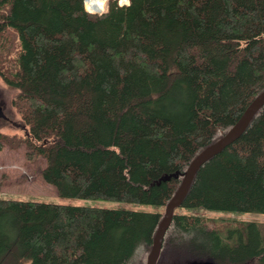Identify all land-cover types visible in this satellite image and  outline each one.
Listing matches in <instances>:
<instances>
[{"label":"trees","instance_id":"16d2710c","mask_svg":"<svg viewBox=\"0 0 264 264\" xmlns=\"http://www.w3.org/2000/svg\"><path fill=\"white\" fill-rule=\"evenodd\" d=\"M0 77L24 122L0 151L44 158L60 196L160 207L0 198V264H147L191 162L264 91V0H0ZM181 207L264 213V105L198 169L159 257L264 264L263 222Z\"/></svg>","mask_w":264,"mask_h":264},{"label":"rangeland","instance_id":"374dc122","mask_svg":"<svg viewBox=\"0 0 264 264\" xmlns=\"http://www.w3.org/2000/svg\"><path fill=\"white\" fill-rule=\"evenodd\" d=\"M109 1V0H108ZM122 0H119V3ZM128 3V0L122 2ZM87 10H89L86 6ZM15 90L9 87L0 77V99L4 107L5 114L9 118H0V131L8 133H23L24 122L16 109L12 105V98ZM47 162L44 158L30 161L25 158L24 147L10 148L4 147L0 151V198H19L23 200H38L52 203H63L71 205H87L102 208H130L143 211H156L160 207L148 204L122 202L109 199H92L80 197L60 196L56 188L44 181L41 171ZM180 212L205 215L210 218L211 225L224 228L225 226H237L240 221H258L264 223V213L262 212H227L214 209H195L181 207ZM168 264L166 258L159 260V264ZM178 264V263H176Z\"/></svg>","mask_w":264,"mask_h":264},{"label":"water","instance_id":"95a60500","mask_svg":"<svg viewBox=\"0 0 264 264\" xmlns=\"http://www.w3.org/2000/svg\"><path fill=\"white\" fill-rule=\"evenodd\" d=\"M263 105H264V91L260 93L251 102V104L245 109V111L243 112L239 120L236 122V124L229 130V132L226 135H224L216 142L207 146L191 162L181 182V185L179 186L178 190L176 191V193L174 194V196L171 198V200L166 206L165 214L154 236L153 245L147 259V264H159V257H160V252L163 245L164 237L171 224L174 211L183 202L198 169L210 158H212L213 156L224 150L226 147H228L230 144H232L235 140H237L241 136V134L246 130V128L249 126L250 122L252 121L256 113L261 109ZM0 118L2 119L8 118L7 115L5 114L4 107L1 101H0ZM193 264H199V263H193ZM202 264H211V263L205 262Z\"/></svg>","mask_w":264,"mask_h":264},{"label":"bare ground","instance_id":"6f19581e","mask_svg":"<svg viewBox=\"0 0 264 264\" xmlns=\"http://www.w3.org/2000/svg\"><path fill=\"white\" fill-rule=\"evenodd\" d=\"M125 1H127V0H122V2H125ZM85 2H86V6H87V8L89 9V11H91V12H98V13H101V12H103V11H105L106 9H107V6H108V0H85ZM126 4V3H125ZM239 120V119H238ZM236 124V123H235ZM234 124V125H235ZM233 125V126H234ZM232 126V127H233ZM231 127V128H232ZM230 128V129H231ZM229 129V130H230ZM229 131H227L226 133H225V135L228 133ZM222 138V137H221ZM219 140V139H218ZM203 151V150H202ZM202 151H200V153L202 152ZM199 153V154H200ZM198 154V155H199ZM197 155V156H198ZM196 156V157H197ZM195 157V158H196ZM194 158V159H195ZM240 223L238 222L237 223V226L239 225Z\"/></svg>","mask_w":264,"mask_h":264}]
</instances>
